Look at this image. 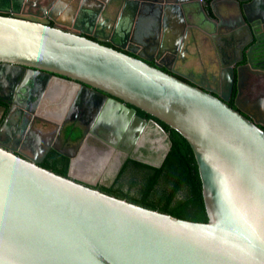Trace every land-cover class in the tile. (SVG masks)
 Masks as SVG:
<instances>
[{"label":"water","instance_id":"95a60500","mask_svg":"<svg viewBox=\"0 0 264 264\" xmlns=\"http://www.w3.org/2000/svg\"><path fill=\"white\" fill-rule=\"evenodd\" d=\"M111 1L0 0V82L24 69L25 87L30 82L45 91L61 81L75 102L69 114L92 116L94 110L98 120L89 126L113 128L117 140L133 133L136 120L146 124L137 110L178 132L195 155L208 222L152 210L77 180L80 161L60 147L53 149L72 160L67 177L40 165L51 145L26 136L17 151L0 141V264H264V96L253 98L250 87L254 75L264 81V67L253 63L260 53L251 54L264 45V0H230L225 17L211 5L212 18L201 0H175L156 16L166 23L168 8L187 11L195 4L213 48L257 41L247 65L237 69L236 60L222 57L225 63L211 65L206 58L210 79L174 64V41L162 33L167 24L136 39L134 18L146 5H160L115 0V7ZM117 16L120 28L113 29ZM129 42L143 46L138 57L123 52ZM240 57L238 63L243 50ZM241 69L253 76L243 77ZM235 83L237 109L228 104ZM63 125L53 126L58 133Z\"/></svg>","mask_w":264,"mask_h":264},{"label":"flooded vegetation","instance_id":"af4514ba","mask_svg":"<svg viewBox=\"0 0 264 264\" xmlns=\"http://www.w3.org/2000/svg\"><path fill=\"white\" fill-rule=\"evenodd\" d=\"M172 1L175 0L140 1L145 4H151L152 2L160 6L150 7L146 5L142 7V17L134 18L133 28H138L135 32L138 41H142L141 36H154L158 31L165 30V32L162 33L169 36L168 40L172 38V42L174 41L172 46L175 47L177 52L173 60L174 64L178 60L179 68L190 70L192 73H194L193 69L191 70V67L187 69L186 65L197 64L202 71L199 70L196 74L199 75V73H203L204 71L209 79V75L212 74L213 70L211 71L206 68V58H209V63L211 65L213 63L215 64L217 61V65H219V63L222 64L224 61L227 62L232 60H236L237 62L235 65L236 69L247 65L246 55L251 51V48L257 41L251 42L242 49L237 45L227 48L228 46L222 43L219 44V47L213 48L210 45L208 35L200 29L199 25H203V20L201 18L202 16L199 14L200 17L197 14L198 7L195 4L190 6L187 11L180 6L179 9H175L176 13L173 8H168V22L164 23L163 21L160 22V20L157 21L156 16L160 14L161 9L165 10V7ZM229 1L230 0H201V6L207 11L210 18L213 16L210 8L211 5H214L215 8L219 10L220 14L224 16L223 10L227 8ZM238 1H240L241 4H247V2L251 3L253 0ZM116 4L114 0L111 1L110 6L113 5L117 7L118 5ZM120 8L121 7H119L118 11L122 10ZM129 8H131L130 5ZM234 8H236V6H234ZM140 9L141 6L138 9V13ZM110 10H114L115 12V8H111ZM172 13L177 16L176 18L178 19H175L176 21L172 20ZM21 15L22 14L18 13L16 16ZM6 16L9 15L6 14ZM24 16L25 15H22L21 17ZM128 20L127 18L126 21ZM115 23L116 25L113 29L117 27L120 28L121 22L119 21V17L115 20ZM127 24H129V21ZM127 24L125 29L131 31L132 27L129 28ZM164 24H167V28L163 30ZM89 38L92 39V37ZM101 43L105 46L113 47L110 40H103ZM142 47L141 45L129 42L123 52L138 57L139 53L142 51ZM259 48L257 50L253 48L254 50L251 54L252 57H254L253 53H260L261 58L259 62L253 59V63L262 68L264 67V45L262 46L261 44ZM241 50H243L244 60L238 63L241 58ZM150 53L152 54V51ZM222 57L224 61H222ZM169 60V58L166 59V61ZM149 63L152 66L156 65V61L153 58ZM1 70L2 68L0 71ZM27 73V69L22 71L16 70L14 77L0 82V132L3 130L0 141L3 145L19 147L17 151H21V140L26 136L31 141L36 140L38 145L49 144L52 147L40 165H50L61 168L62 164L52 156L53 153H57L69 159L68 174H70L72 171V160L53 149L54 146L60 147L71 156L77 158L80 163L84 162L85 167H83V172L81 171L78 173V169L80 170L79 167L74 170L78 175L76 176L77 180L84 182L86 178L90 179L94 183H88L99 190H101L102 187H111L115 184V187L121 185L126 191L131 187L130 190L133 194L137 192V189L133 188L131 185L135 167L130 163L131 165H128L121 174L128 159L136 160L154 167H159L164 162L171 147V134L164 130L157 119L149 118L148 116L150 115L148 114H145L146 116H141L139 110H137L138 116L144 119L146 124H142L136 120L134 125H132L133 133L129 134L126 131L123 138L117 140L113 128L104 131V129H100L94 124L89 126L92 120H98V118L93 119L94 110L90 111L92 116L86 113L83 114L82 111L78 115L69 114L72 112L71 107L75 105V102L72 96L65 94L67 85L61 81H56L45 91L39 89L41 86L38 88L36 86H30V82L27 84L28 86L25 87L24 84ZM241 74L245 78L253 76L250 71L246 69H241ZM251 85L253 98L260 95L264 96V81H259V78L254 75L251 80ZM236 96L237 86L235 83L234 91L228 103L229 106L234 109H237L235 104ZM62 122L64 125L57 133L53 125L54 123L57 124ZM157 124L161 126L164 132L158 128ZM78 134H80L79 137ZM158 139L159 141L156 142ZM26 152L27 151H25V153ZM28 154L30 155L31 153Z\"/></svg>","mask_w":264,"mask_h":264},{"label":"trees","instance_id":"16d2710c","mask_svg":"<svg viewBox=\"0 0 264 264\" xmlns=\"http://www.w3.org/2000/svg\"><path fill=\"white\" fill-rule=\"evenodd\" d=\"M139 112L141 116H146L145 113ZM158 122L171 134V147L161 166L154 167L128 159L121 174L128 165L132 164L135 167L131 185L137 189V192L133 194L131 187L126 191L121 185L115 187L116 184L111 187H102L101 190L117 198L181 219L208 222L202 182L193 150L182 135L166 124ZM52 156L62 164L61 168L50 165L42 167L67 177L69 159L57 153H53Z\"/></svg>","mask_w":264,"mask_h":264},{"label":"crops","instance_id":"0c3cea01","mask_svg":"<svg viewBox=\"0 0 264 264\" xmlns=\"http://www.w3.org/2000/svg\"><path fill=\"white\" fill-rule=\"evenodd\" d=\"M186 67H187V69L188 68L190 69V67H191V70L193 69L194 73H197L199 70L202 71L200 66H198L197 64L196 65L195 64H189V65L187 64ZM208 70H210V69H208Z\"/></svg>","mask_w":264,"mask_h":264},{"label":"bare ground","instance_id":"6f19581e","mask_svg":"<svg viewBox=\"0 0 264 264\" xmlns=\"http://www.w3.org/2000/svg\"><path fill=\"white\" fill-rule=\"evenodd\" d=\"M83 167H85V164H84V162H81V164L79 165L80 170L78 169V173H80L81 171L83 172Z\"/></svg>","mask_w":264,"mask_h":264},{"label":"rangeland","instance_id":"374dc122","mask_svg":"<svg viewBox=\"0 0 264 264\" xmlns=\"http://www.w3.org/2000/svg\"><path fill=\"white\" fill-rule=\"evenodd\" d=\"M159 141V139L158 140H156V142H158ZM88 182H91V183H94L92 180H90V179H86Z\"/></svg>","mask_w":264,"mask_h":264}]
</instances>
